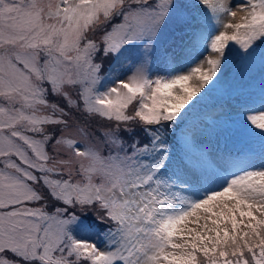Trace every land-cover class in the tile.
<instances>
[{"label":"snow or ice","instance_id":"snow-or-ice-1","mask_svg":"<svg viewBox=\"0 0 264 264\" xmlns=\"http://www.w3.org/2000/svg\"><path fill=\"white\" fill-rule=\"evenodd\" d=\"M0 264H264V0H0Z\"/></svg>","mask_w":264,"mask_h":264},{"label":"rangeland","instance_id":"rangeland-1","mask_svg":"<svg viewBox=\"0 0 264 264\" xmlns=\"http://www.w3.org/2000/svg\"><path fill=\"white\" fill-rule=\"evenodd\" d=\"M240 2H241V0H233V3H240ZM116 67L119 68L121 71H123V70H125L126 65H117ZM107 68H108V64H105V69H107ZM179 132H180V129L178 130V134L176 132L177 136L179 135Z\"/></svg>","mask_w":264,"mask_h":264},{"label":"trees","instance_id":"trees-1","mask_svg":"<svg viewBox=\"0 0 264 264\" xmlns=\"http://www.w3.org/2000/svg\"><path fill=\"white\" fill-rule=\"evenodd\" d=\"M178 130H179V129H177V131H176V132H177V134H178Z\"/></svg>","mask_w":264,"mask_h":264}]
</instances>
